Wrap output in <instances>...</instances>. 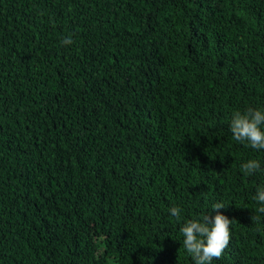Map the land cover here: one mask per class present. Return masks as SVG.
Segmentation results:
<instances>
[{
    "label": "trees",
    "instance_id": "16d2710c",
    "mask_svg": "<svg viewBox=\"0 0 264 264\" xmlns=\"http://www.w3.org/2000/svg\"><path fill=\"white\" fill-rule=\"evenodd\" d=\"M250 103L264 0H0V264H193L166 210L216 200L213 264H264L239 167L264 151L228 131Z\"/></svg>",
    "mask_w": 264,
    "mask_h": 264
},
{
    "label": "clouds",
    "instance_id": "9594fccd",
    "mask_svg": "<svg viewBox=\"0 0 264 264\" xmlns=\"http://www.w3.org/2000/svg\"><path fill=\"white\" fill-rule=\"evenodd\" d=\"M72 43L71 36L62 40L63 45ZM228 125L233 141L257 152L264 151V103H250L242 109H233ZM239 167L246 177L264 174V160L259 158L249 157ZM251 200L255 204L252 210L254 214L250 217L251 224L256 225L259 230V225L264 224V183L255 186ZM226 205L222 200L211 203L209 206L217 210L214 216L205 209L201 214L185 216L181 204H174L166 210L170 217L180 221V241L193 264H213V260H218L228 247L233 220L218 211Z\"/></svg>",
    "mask_w": 264,
    "mask_h": 264
}]
</instances>
